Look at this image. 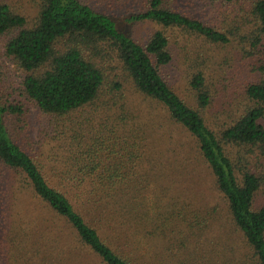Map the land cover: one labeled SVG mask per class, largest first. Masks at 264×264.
<instances>
[{"label": "trees", "instance_id": "obj_1", "mask_svg": "<svg viewBox=\"0 0 264 264\" xmlns=\"http://www.w3.org/2000/svg\"><path fill=\"white\" fill-rule=\"evenodd\" d=\"M175 1L0 0V264H264V0Z\"/></svg>", "mask_w": 264, "mask_h": 264}, {"label": "rangeland", "instance_id": "obj_2", "mask_svg": "<svg viewBox=\"0 0 264 264\" xmlns=\"http://www.w3.org/2000/svg\"><path fill=\"white\" fill-rule=\"evenodd\" d=\"M122 1H124V0H122ZM193 1H194V3H189V2L186 3V0H176L175 4L177 6H179L178 2H180L181 5H183L184 7L186 4L190 5V7L194 6L195 7V9H194L195 13L198 14L200 11L199 7H202V6H200L202 4H201V2H198L197 0H193ZM251 1L252 0H236V3H235L236 9H239V7H241V6L248 7L249 3ZM8 2L11 3L14 7H17V9H20L22 12H25L29 15L30 14H32V15L36 14V11H37L36 9L38 7V5L36 4V0H8ZM92 3H95L98 6V8L101 10L106 9L108 11V10L112 9L111 7L102 6V4H101V2H99V0H92ZM122 5L123 6H121V7H131V6H128V5H130V3L127 5H125L123 3ZM116 7H120V5H118V2H117ZM214 7H219L218 9H220V7H223V5L217 3L216 5H214ZM233 8H235V7H233ZM112 10H114L115 12L120 11V10H118V8H113ZM205 11H207V12H205ZM120 12H118V14ZM202 12L207 13V15H205V17H208L209 19L214 18L217 21L216 23L219 25L220 24L221 25H227L228 23H230V21H228L227 18H222L223 16H225L224 14L221 15L222 12L219 13V12H216V10H212V9L203 10ZM158 28H160V27L157 24H155L154 22L138 23V24H135V25L128 27L132 36L135 39L142 41V42H144L152 34V32H154V30H156ZM6 38H7V36H0V77H2L4 80H8L10 82L21 81L24 73L22 71L18 70V68L16 67V65L12 61V59H9L8 57H6L4 55ZM189 41H191V42L189 43L188 48L186 49V53H185V49L181 46V44L186 43V42L188 43ZM180 42L181 43L178 42V44L176 46L180 47L181 49L183 48L182 50L184 51V54H182L181 57L177 56V59L175 60L174 66H175V72H177L181 75L182 74L184 75V72H183L184 68L192 69V70L195 69L194 63H195V61H198L199 57L193 58V56L197 55L199 43H204L205 47L206 46H207V48L209 47V49H210L209 51L212 53L214 52V50H216V49H214L213 45L206 44L202 38L196 37V36L193 38H190L188 36L187 40H185L183 38V36H180ZM190 44H191V46H190ZM212 53H208L207 55H210ZM185 55L187 57V60L185 59ZM236 59H238L237 56H236ZM233 60L234 59H231L230 60L231 62H229V64H231L229 66V69H228L229 72H231L233 70L231 68L232 64L234 62ZM202 68H205V66H202ZM244 76H242L241 73H238L237 75H234L231 78L230 83L231 82H237V85L243 86L245 83V81L243 80ZM127 93L129 94V101L131 103H132V101H134L136 108L138 110H141V111L145 110V113H147L145 115H147V116H150L152 114L154 115L158 111L155 104L149 102L148 99L141 96L138 92H136L134 89H132L131 86L128 87ZM29 116H30L31 122L35 125L36 122H38L39 114H38V111L34 107H30ZM217 198H218V196H217Z\"/></svg>", "mask_w": 264, "mask_h": 264}]
</instances>
